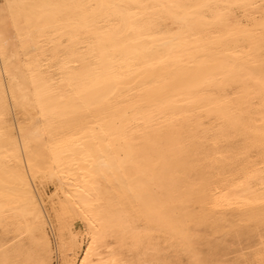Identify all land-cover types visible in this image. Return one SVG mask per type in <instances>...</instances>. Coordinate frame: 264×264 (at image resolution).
<instances>
[{"label": "bare ground", "instance_id": "obj_1", "mask_svg": "<svg viewBox=\"0 0 264 264\" xmlns=\"http://www.w3.org/2000/svg\"><path fill=\"white\" fill-rule=\"evenodd\" d=\"M260 2L0 0V260L14 258L4 241L34 225L59 264L58 237L87 239L90 221H101V256L137 264L206 261L195 250L204 226H264V9L248 7ZM8 3L25 19L5 22ZM171 3L190 6L182 31L167 25L178 35L129 34L134 6ZM116 128L101 157L90 134ZM41 136L37 181L26 142ZM260 246L246 264H264Z\"/></svg>", "mask_w": 264, "mask_h": 264}, {"label": "snow or ice", "instance_id": "obj_2", "mask_svg": "<svg viewBox=\"0 0 264 264\" xmlns=\"http://www.w3.org/2000/svg\"><path fill=\"white\" fill-rule=\"evenodd\" d=\"M21 7V5L8 3L3 6V16L5 18V22H7V18L9 13H13V20L16 19H25L23 15L17 16L15 10ZM53 7H72V6H53ZM76 7H87V6H76ZM116 7V6H109ZM124 8H131L133 6H119ZM190 6L171 3V4H159V5H136L134 6V11H129L126 17V23L129 25L128 32L129 34L136 33H144L146 31H156V32H165L169 37H175L178 33L171 32L170 29L167 28V25L172 22L173 26L180 28L183 30V26L187 23L188 13L186 9ZM198 7H207V6H198ZM250 8H261L264 9V0H261L260 4H251L248 5ZM153 11H161L160 15L153 16L149 9ZM185 13L183 16L181 13ZM260 19L262 24H264V12L260 13ZM27 20L30 21V14L27 17ZM26 26H30L26 24ZM234 28L240 27L239 22L233 26ZM19 32V28L17 29ZM156 37L152 35L148 36H140L139 39H155ZM164 39V37H160ZM139 39H134V43H138ZM259 84L261 85L262 92L260 96L261 104L264 105V75H262L259 79ZM92 143L96 146V151L100 154L101 157L105 155V147L109 150H113L112 140L118 139L123 136V130L121 128H116L113 131H103V139L97 138L95 132H92ZM49 146V142L47 139L41 137H37L34 141L26 142V151L29 153V167L33 166V162H35L36 167L33 169V179L40 181L43 177H41L38 169L40 167V162L46 157V152ZM84 146V145H82ZM88 160L91 161L92 157L89 155ZM101 164H105V160L100 161ZM261 184H264V174H262ZM260 202L264 203V189H262L260 194ZM28 208L30 209L29 215L33 217L34 220H39V213L36 210V205L34 201L29 199ZM69 211H71L69 209ZM101 223V221L97 220L95 223L90 221L89 224V233L88 238L84 239L82 237H72L69 239L68 236L61 235L58 237L59 240V248L61 255L63 256V264H81V261L77 259V251L78 249L86 246L88 251L87 253H83L84 259L82 264H137L134 261H122L116 259H105L100 255L99 249L102 246V237L96 230V225ZM41 229L38 226H33L29 228L23 236H20L18 239H12L11 243L6 239L4 241V247L7 252L8 249H12L14 253V258L12 259H4L0 260V264H59L58 261H53L50 257L53 255V245L49 243V241L44 238L40 241H36L34 237V233L40 231ZM7 232V230H6ZM25 237H30L31 239L26 240ZM39 244V248L36 245ZM71 245V247H69ZM106 246V245H105ZM109 252H112L113 249L109 248ZM38 257V258H37ZM92 257H96V259H92ZM138 264H162L161 261L158 260H141ZM173 264H184L183 261H175ZM190 264H245V261H218L215 259L209 260H201L199 257H194Z\"/></svg>", "mask_w": 264, "mask_h": 264}, {"label": "rangeland", "instance_id": "obj_3", "mask_svg": "<svg viewBox=\"0 0 264 264\" xmlns=\"http://www.w3.org/2000/svg\"><path fill=\"white\" fill-rule=\"evenodd\" d=\"M55 188V185L48 184L46 186L47 193H54ZM200 233L201 244L199 243L195 250L200 253L203 258L207 257V260H243L246 264L253 258L256 251L261 248L260 244L264 243V226H255L252 224H245L244 226L242 224L235 225L220 234H214L210 226H204L200 229ZM9 242H11V238H9ZM181 258H183L181 261H183L184 264H190V253L186 252L181 254L180 259Z\"/></svg>", "mask_w": 264, "mask_h": 264}]
</instances>
